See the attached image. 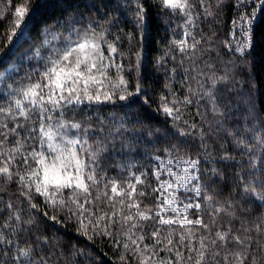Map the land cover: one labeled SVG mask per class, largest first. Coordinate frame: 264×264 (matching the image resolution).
Instances as JSON below:
<instances>
[{"label":"snow or ice","instance_id":"1","mask_svg":"<svg viewBox=\"0 0 264 264\" xmlns=\"http://www.w3.org/2000/svg\"><path fill=\"white\" fill-rule=\"evenodd\" d=\"M0 25V264H264V0H0Z\"/></svg>","mask_w":264,"mask_h":264},{"label":"trees","instance_id":"2","mask_svg":"<svg viewBox=\"0 0 264 264\" xmlns=\"http://www.w3.org/2000/svg\"><path fill=\"white\" fill-rule=\"evenodd\" d=\"M56 15H58V13H57ZM55 18H56L55 15L52 16V17H51V20H50L49 22L54 21ZM227 27H228V24H227V17H225V22L221 25V31L226 30ZM0 30H2V25H0ZM162 34H163V33L161 32V35H162ZM159 38H160L159 36H156V37H155L156 40H159ZM26 47H27V45H25V48H26ZM23 51H24L23 48L19 49V50H18V54H19L20 52H23ZM156 54H157L156 52L151 53V55H156ZM147 72H148L149 79L151 80L152 77H153V73H154V70H153V68H152L151 65L148 66ZM155 75H156V76H159V73H155ZM187 113H188L191 117H193V118H195V116H196V111H195V108H194V107H190V108L187 110ZM185 118H188V115H186ZM209 120H211V117H209ZM60 235L62 236V238H63L64 240L67 241V245H66V247H67L68 245L73 244V243H75L78 247H84V245L87 243V241L84 240L83 238L77 239V237H76V235H75V233H74V231H73V227H72V225H68L66 228L61 229ZM100 247L103 248V251L101 252L99 249H96V253H97V255H99L100 259H101L102 261H105L106 264H112V256H113V254H112V252L110 251V249L107 248V247H104L103 245H101ZM104 253H108V255L105 256ZM69 264H72V262L69 261Z\"/></svg>","mask_w":264,"mask_h":264}]
</instances>
